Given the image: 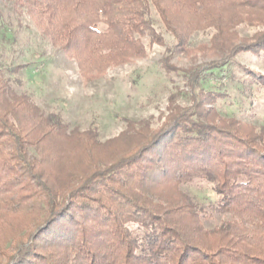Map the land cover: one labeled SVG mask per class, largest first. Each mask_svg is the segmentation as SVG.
<instances>
[{
    "label": "trees",
    "instance_id": "trees-1",
    "mask_svg": "<svg viewBox=\"0 0 264 264\" xmlns=\"http://www.w3.org/2000/svg\"><path fill=\"white\" fill-rule=\"evenodd\" d=\"M4 1L26 4L37 20L46 15L54 30L38 27L69 56L88 60L101 52L100 67L118 48L143 55L145 36L158 41V22L183 47L172 7L198 15L193 30L207 25L213 40L241 23L232 14H264V0ZM0 30L7 31L2 22ZM218 42L227 45L225 56L184 70L188 106L171 104L141 141L77 167L64 181L59 160L71 152H55L54 141L97 144V134L77 135L60 115L40 112L30 94L14 90L21 82L3 75L9 68L0 60V264H264V129L215 119L211 104L224 93L199 87L219 74L233 76L240 55L264 61V29ZM248 75L264 87V74ZM197 182L209 186L212 200L188 193L184 186ZM17 223L19 233L6 236Z\"/></svg>",
    "mask_w": 264,
    "mask_h": 264
},
{
    "label": "rangeland",
    "instance_id": "rangeland-1",
    "mask_svg": "<svg viewBox=\"0 0 264 264\" xmlns=\"http://www.w3.org/2000/svg\"><path fill=\"white\" fill-rule=\"evenodd\" d=\"M178 10L169 9L176 16V25L185 34L183 47H177L175 37L158 22L154 25L158 41L145 36L143 55L118 48L112 57H106V65L100 67L101 52L90 54L92 59L87 60L83 54L71 57L60 49V45L38 27L37 22H40L50 32L54 30L52 24H47L46 15L37 20L26 4L14 5L0 0V23L7 29L0 30V60L9 68L3 75L17 78L21 84L14 86V90L30 94L43 114L60 115L68 122L69 131L82 135L90 130L97 134V144L82 145L81 139L63 144L54 141L57 144L55 152L61 148L71 152L67 158L59 160L58 173L62 181L76 172L77 167L83 170L90 163L109 160L123 153L130 144L141 141L139 139L165 121L171 104L188 106L191 99L184 93L191 92L184 70L225 56L227 45H220L218 40L227 42L230 39L236 43L264 29V14L246 10L231 15L236 23L241 22L234 30L225 29L213 40L216 33L211 27L206 25L193 30V25L200 23L198 15L182 14ZM153 15L157 20L155 12ZM200 18L201 23L206 22L202 21V16ZM165 61L171 71L165 70ZM237 61L238 64L232 66L233 76L219 74L199 87L224 93L211 104L215 119L234 117L255 129H264V87L256 85L252 75H248V70L256 75L264 74V61L250 54L238 56ZM17 66L20 68L14 71ZM184 187H190L188 193L201 201L213 199L204 182ZM220 219L217 216L205 224L212 227ZM17 230L18 223L16 231L4 232L6 236H13L19 233Z\"/></svg>",
    "mask_w": 264,
    "mask_h": 264
}]
</instances>
